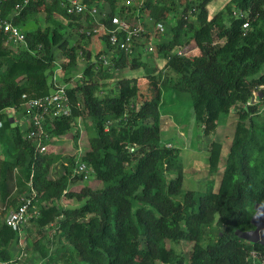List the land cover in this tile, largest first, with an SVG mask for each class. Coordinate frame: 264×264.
Wrapping results in <instances>:
<instances>
[{
    "label": "trees",
    "instance_id": "trees-1",
    "mask_svg": "<svg viewBox=\"0 0 264 264\" xmlns=\"http://www.w3.org/2000/svg\"><path fill=\"white\" fill-rule=\"evenodd\" d=\"M66 1L0 0L2 17L22 28L35 15H46L44 25L26 30L27 47L19 51L0 34V264H27L30 258L21 247L15 255L21 228L6 222L23 193L32 197L31 212H40L29 219L38 237L28 249L47 264L261 263L264 240L255 234L259 226L253 218L264 207V109L248 100L264 85V0H229L212 17L213 0H173L177 7L145 1L140 11L145 20L154 19L159 38L170 12L182 7L172 36L156 42L147 60L131 59L135 48L133 53L114 50V18L126 17L118 9L120 0H81L99 7L100 23L88 11L69 13ZM66 27H78L82 42L71 45ZM151 31L135 47L150 43ZM179 47L188 48L180 54ZM103 53L108 63L100 59ZM80 54L87 62L79 73ZM158 56L182 75L176 87L190 92L206 134L217 129L221 114H236L224 168V144L213 140L208 161L195 168L196 177L187 178L191 187L180 148L161 138L164 77ZM57 68L67 84L80 75L67 87L71 113L46 125L51 138L42 154L7 109L49 95ZM139 68L145 73L127 75ZM83 115L91 117L93 130L82 155L94 169L88 183L75 172L78 147H68L73 155L66 157L68 148L56 144ZM79 136L78 131L74 138ZM59 162H67L63 173L54 170ZM64 198L78 204L64 207L58 203Z\"/></svg>",
    "mask_w": 264,
    "mask_h": 264
},
{
    "label": "rangeland",
    "instance_id": "rangeland-1",
    "mask_svg": "<svg viewBox=\"0 0 264 264\" xmlns=\"http://www.w3.org/2000/svg\"><path fill=\"white\" fill-rule=\"evenodd\" d=\"M122 1V0H120ZM147 0H136L135 4L133 7H130V9H126L120 4H118V9H122L123 15H126V17L131 20L132 22L138 24L141 23V19L144 18V15H142L141 10V5ZM167 2L168 4L172 6H178L174 4L173 0H163ZM229 0H213L210 5H209V13L210 16L212 17L215 15V13L219 10H221L225 4ZM122 7V8H121ZM179 11H176V8L170 12V17L168 18V21H166L164 25V30L163 34L164 36L162 38H159L155 34V27L152 24L154 22V19L152 21L145 20L144 22V27L145 31L148 32L151 28V34H152V39L150 43L145 44V43H140L138 42L135 47V53L134 56L130 57L131 59L137 58V59H143L147 60L149 57H151L153 54L152 52H149L147 47L149 45H154L156 42H159L160 40H167L172 36V27L178 22V20L181 17L182 14V7L178 8ZM190 19L194 18L193 14H190ZM45 18L46 15L45 13H40L38 15H35L33 19L23 28L25 30H35L38 27V24H43L45 23ZM60 18V16H59ZM143 20V21H144ZM65 36L67 41L71 45L78 44L79 42H82V37H81V30L77 27H66L64 30ZM146 33L144 35L143 39H146ZM87 39V38H86ZM86 41V40H85ZM8 44L14 51H19L22 48H25V45H18L16 44L13 40L9 39ZM145 42V41H144ZM188 47H179V51L183 50L186 51ZM137 49V51H136ZM57 48V58L59 59L58 61L60 62L61 56H60V51ZM113 53H111L112 55ZM158 64L159 67L161 68V71L163 73V99L162 103L160 105V111H161V138L164 143L171 142L172 144L176 145L177 147L180 148L181 150V159L182 162L185 165L186 169V186L191 187L193 185V182L191 180H187V178L191 177H196V167H199L201 164L205 163L208 161L209 157V146L208 144L212 142L213 140H220L223 142L224 147H223V153H222V161H221V170L224 168V160L228 154L230 144L232 142L234 132L236 129V124H237V118L236 114L234 111H231L229 113H223L220 116L219 122L217 129L211 133V134H206L204 131V126L200 123V121L195 117L194 115V110H193V99L187 90L180 89L176 87V83L181 79L182 75L173 69L170 66H166V60L162 59L160 56H158ZM87 59L84 57V55L80 54L79 57V63H78V68L79 73L83 70L84 66L86 65ZM60 69H56V79H54V76L52 80L59 85H68L71 86L75 83V81L79 77V73L76 74V77L70 82L66 83L65 81L59 80V71ZM145 73L144 68H139V69H131L127 72V75L129 76H137V75H142ZM54 74V75H55ZM18 110L11 111L10 116L11 117H18L20 113H18ZM25 125V124H23ZM80 132L79 139L76 140L74 138V135L77 132ZM93 135V130H92V119L89 115H83V117L79 118L77 123L73 126V129L63 135L62 137L57 138L56 144L58 145V149L62 150L63 148H68V147H78L79 150L77 151L76 154V159H80L82 157V154L85 150V146L88 143L89 137ZM66 148V149H67ZM0 150L2 151V147H0ZM0 151V152H1ZM71 149L69 148L66 150L64 156L70 157L73 155ZM67 163V162H66ZM66 163L59 162L58 166H55L54 170L60 173L65 172V166ZM192 177V178H193ZM204 177V176H203ZM92 178V177H91ZM85 183L89 182L88 180H83ZM194 186H198L196 182H194ZM9 186L13 187L14 189L16 188V183L14 181L9 182ZM58 203L64 207L66 206H75L78 204V201L76 199H67L64 198L62 200H58ZM4 205L1 203L0 200V208H3ZM256 223L259 225H263V228L255 233L257 234V237H260L261 239L264 240V207L259 206L258 212H257V217H256ZM21 238L17 244V246L14 247V252L15 255L17 253V249L21 247L22 249L28 251V255L30 256L29 261L25 262L27 264H47L45 260L41 257L40 254H33L31 253V250L28 248L31 246L33 240L35 237H38V232L36 229L33 227V223L28 221L21 227ZM26 239V241H25ZM15 245V243H13ZM54 248V245H53ZM181 250L185 251L186 253L189 251V247L186 244L185 241H182L180 245ZM25 254V253H24ZM26 255V254H25ZM54 264V263H53ZM56 264V263H55Z\"/></svg>",
    "mask_w": 264,
    "mask_h": 264
},
{
    "label": "built area",
    "instance_id": "built-area-1",
    "mask_svg": "<svg viewBox=\"0 0 264 264\" xmlns=\"http://www.w3.org/2000/svg\"><path fill=\"white\" fill-rule=\"evenodd\" d=\"M136 0H122L121 5L129 9L133 7ZM19 6V5H18ZM69 13L81 14L86 11L90 12L95 17V20L99 23L103 20L100 17V9L97 5H91L88 7L83 4L81 0H67L64 4ZM122 8V7H121ZM103 14V13H102ZM235 14L244 17L248 14L247 11H235ZM103 17L106 15H102ZM152 18H149V21H152ZM114 23L116 27L110 31V41L115 49L124 50L126 53H133L135 48V42L142 37L145 32V27L142 23H134L129 20L127 17L116 16L114 18ZM160 26V24H159ZM161 27V26H160ZM250 22L246 21L244 23V28H249ZM93 30V29H92ZM96 30V28H94ZM82 31L85 32V28H82ZM91 30L88 31L90 33ZM0 34H5L8 37V40H13L16 44H24L27 47V35L26 30L20 25L14 24L11 20L2 17L0 13ZM148 51H154V46L151 44L147 47ZM113 51V49H111ZM110 50V51H111ZM180 54L183 51H179ZM100 59L108 63L109 55L108 53H103ZM56 79V74L54 76ZM68 85H59L55 82V89L46 96L40 98H33L26 101L19 108H8L7 112L24 109L28 121V126L26 127L24 137L35 145L36 151L38 153H45L48 149V142L51 138L50 134L46 130V125L50 120L61 117L64 114L71 113V99L67 90ZM264 85H261L259 89H255L252 92L250 99L248 100L249 105H260V109H264ZM1 146V143H0ZM79 149V148H78ZM83 155V154H82ZM76 156V155H75ZM76 159V157H75ZM75 172L82 175L85 180L90 179L94 176V169L88 165V163L83 160V156L80 159H76ZM36 192V191H33ZM32 203L31 195L23 193L21 196V203L17 208L11 209L9 212L6 222L9 226L13 227H23L29 219L35 215H38L40 212L36 213L31 212L30 207ZM22 234V233H21ZM264 264V259L261 263Z\"/></svg>",
    "mask_w": 264,
    "mask_h": 264
},
{
    "label": "crops",
    "instance_id": "crops-1",
    "mask_svg": "<svg viewBox=\"0 0 264 264\" xmlns=\"http://www.w3.org/2000/svg\"><path fill=\"white\" fill-rule=\"evenodd\" d=\"M23 110H24V109H23ZM23 110H22V109L19 110L18 113H20V115H18V117H17V116H16V117H12L13 122L19 124L22 130H23V129H26V127L28 126V121L26 120L27 115H26L25 112L23 113ZM23 124H25V125H23ZM59 173H60V172H59ZM258 226H259L258 229L263 228V225H259V224H258Z\"/></svg>",
    "mask_w": 264,
    "mask_h": 264
},
{
    "label": "water",
    "instance_id": "water-1",
    "mask_svg": "<svg viewBox=\"0 0 264 264\" xmlns=\"http://www.w3.org/2000/svg\"><path fill=\"white\" fill-rule=\"evenodd\" d=\"M256 217H257V214L255 215V217L253 218V220L255 221V223H256ZM257 224V223H256Z\"/></svg>",
    "mask_w": 264,
    "mask_h": 264
},
{
    "label": "clouds",
    "instance_id": "clouds-1",
    "mask_svg": "<svg viewBox=\"0 0 264 264\" xmlns=\"http://www.w3.org/2000/svg\"><path fill=\"white\" fill-rule=\"evenodd\" d=\"M258 225V224H257Z\"/></svg>",
    "mask_w": 264,
    "mask_h": 264
}]
</instances>
